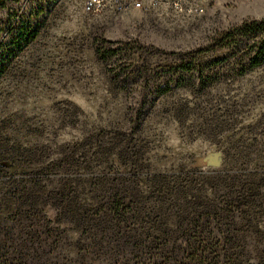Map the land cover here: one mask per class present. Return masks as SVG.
Segmentation results:
<instances>
[{
  "label": "rangeland",
  "instance_id": "obj_1",
  "mask_svg": "<svg viewBox=\"0 0 264 264\" xmlns=\"http://www.w3.org/2000/svg\"><path fill=\"white\" fill-rule=\"evenodd\" d=\"M85 2L0 0V264H264V0Z\"/></svg>",
  "mask_w": 264,
  "mask_h": 264
},
{
  "label": "built area",
  "instance_id": "obj_2",
  "mask_svg": "<svg viewBox=\"0 0 264 264\" xmlns=\"http://www.w3.org/2000/svg\"><path fill=\"white\" fill-rule=\"evenodd\" d=\"M219 0H86L85 10L95 13L109 5L117 11L131 8L133 10L152 11L161 7H168L175 11L203 15L208 7Z\"/></svg>",
  "mask_w": 264,
  "mask_h": 264
},
{
  "label": "trees",
  "instance_id": "obj_3",
  "mask_svg": "<svg viewBox=\"0 0 264 264\" xmlns=\"http://www.w3.org/2000/svg\"><path fill=\"white\" fill-rule=\"evenodd\" d=\"M97 55L102 58L104 56V51L103 49H100L98 48L97 49ZM262 56V55H261ZM264 62V59L262 60L261 57H260V54L259 56H257L255 59H253V66H261ZM10 259H8L6 262L2 263V264H10L9 262Z\"/></svg>",
  "mask_w": 264,
  "mask_h": 264
},
{
  "label": "bare ground",
  "instance_id": "obj_4",
  "mask_svg": "<svg viewBox=\"0 0 264 264\" xmlns=\"http://www.w3.org/2000/svg\"><path fill=\"white\" fill-rule=\"evenodd\" d=\"M226 1H228L229 3H238L239 1H242V0H226Z\"/></svg>",
  "mask_w": 264,
  "mask_h": 264
}]
</instances>
